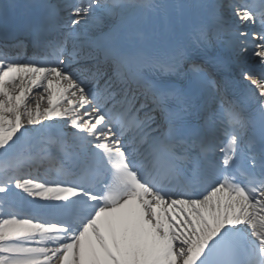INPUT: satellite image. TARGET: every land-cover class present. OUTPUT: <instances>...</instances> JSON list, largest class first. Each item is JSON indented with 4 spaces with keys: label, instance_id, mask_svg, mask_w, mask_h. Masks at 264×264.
<instances>
[{
    "label": "snow or ice",
    "instance_id": "6c2138e0",
    "mask_svg": "<svg viewBox=\"0 0 264 264\" xmlns=\"http://www.w3.org/2000/svg\"><path fill=\"white\" fill-rule=\"evenodd\" d=\"M13 7L0 264H264V0Z\"/></svg>",
    "mask_w": 264,
    "mask_h": 264
},
{
    "label": "bare ground",
    "instance_id": "6f19581e",
    "mask_svg": "<svg viewBox=\"0 0 264 264\" xmlns=\"http://www.w3.org/2000/svg\"><path fill=\"white\" fill-rule=\"evenodd\" d=\"M53 1L54 0H52V2ZM31 2H33V0H0V9H6L8 15L10 17H13V16H16L18 14H21V13H24L27 11L23 7H13V6H23V5H27ZM3 32H4V16H3V13L0 12V35H2ZM221 50L225 51V52L228 51L223 47H221ZM158 54L163 55L164 54L163 50H161ZM27 55L32 56V48L30 46L27 50L26 56ZM229 55H230V53H229Z\"/></svg>",
    "mask_w": 264,
    "mask_h": 264
},
{
    "label": "rangeland",
    "instance_id": "374dc122",
    "mask_svg": "<svg viewBox=\"0 0 264 264\" xmlns=\"http://www.w3.org/2000/svg\"><path fill=\"white\" fill-rule=\"evenodd\" d=\"M53 2H56V0H54ZM248 59L250 60L251 58L249 57Z\"/></svg>",
    "mask_w": 264,
    "mask_h": 264
}]
</instances>
